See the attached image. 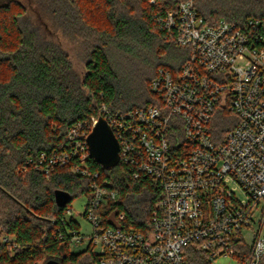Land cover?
<instances>
[{"label": "trees", "instance_id": "trees-1", "mask_svg": "<svg viewBox=\"0 0 264 264\" xmlns=\"http://www.w3.org/2000/svg\"><path fill=\"white\" fill-rule=\"evenodd\" d=\"M33 4H0V233L8 234L15 245L2 250L0 264H45L49 259L91 264L88 248L71 251L67 229H76L78 222L64 218L74 197L89 198L90 179L72 173L68 165L55 166L48 174L35 165L71 148L68 132L78 123L88 133L90 124L84 122L100 118L102 105L125 113L155 104L149 83L159 68L179 72L189 50L161 26L165 11L176 8L175 0ZM194 5L208 25L224 19L251 36L264 37V0H194ZM40 22L48 25L47 31ZM48 32L76 46L82 74L60 39ZM234 121L227 108H218L209 123L212 138H221ZM89 163L100 172L99 179L118 192L110 210L125 212L124 224L147 226L151 205L158 199L155 182L146 176L133 178L119 160L110 167ZM55 190L69 193L64 207L56 204ZM184 250L185 264H210L213 259L196 243ZM248 252L242 246L237 251Z\"/></svg>", "mask_w": 264, "mask_h": 264}, {"label": "built area", "instance_id": "built-area-1", "mask_svg": "<svg viewBox=\"0 0 264 264\" xmlns=\"http://www.w3.org/2000/svg\"><path fill=\"white\" fill-rule=\"evenodd\" d=\"M176 8L161 17V26L187 47L188 60L172 73L159 68L149 83L155 104L125 113L101 107L119 144L118 160L131 176L155 182L158 199L148 225L124 224L126 213H113L118 192L92 169L86 142L98 120L91 116L68 133L71 148L54 152L35 165L44 174L68 165L90 179V196L82 215L88 234L67 229L70 247L87 243L91 264H185L188 244L209 256H230L236 264H262L264 258V37L251 36L224 19L208 25L194 0H175ZM151 3L154 0H150ZM257 26L258 22L249 21ZM218 108L236 122L212 138L209 123ZM32 160L29 159L28 162ZM71 208L65 214L69 221ZM73 218V217H72ZM245 229L252 230L247 244ZM0 233V253L15 246ZM248 255L238 254V248Z\"/></svg>", "mask_w": 264, "mask_h": 264}, {"label": "water", "instance_id": "water-1", "mask_svg": "<svg viewBox=\"0 0 264 264\" xmlns=\"http://www.w3.org/2000/svg\"><path fill=\"white\" fill-rule=\"evenodd\" d=\"M86 142L90 156L103 167H110L118 162V141L103 118H98L93 125ZM54 199L58 206L64 207L70 201V195L65 191L55 190ZM45 264H60V262L49 259Z\"/></svg>", "mask_w": 264, "mask_h": 264}, {"label": "rangeland", "instance_id": "rangeland-1", "mask_svg": "<svg viewBox=\"0 0 264 264\" xmlns=\"http://www.w3.org/2000/svg\"><path fill=\"white\" fill-rule=\"evenodd\" d=\"M6 1L7 0H0V4L5 3ZM19 1L23 4L31 3V5H34L33 2L35 0H19ZM40 25H41V27L43 26L42 30L47 31V29H46V27L48 28L47 24L40 22ZM48 33L50 36L57 37L58 39H60L59 42L64 46V48H66L68 50L75 68L82 74L83 73V62L79 60V58L77 57V55L75 53L76 52V46L73 45L70 41L66 40L67 39L66 37L58 34L57 32H55V33H57V36L52 35V33H50V32H48ZM86 199L87 198L85 197V195H78V196L74 197L69 203V208H71L70 214L74 218V220H76L79 223L80 232L82 234H88L90 232V229H91L89 223L87 222V220L82 215ZM140 206L145 207L146 205L143 203ZM243 235H244V238L246 240V243L248 244L250 242V239H251L252 230L245 229L243 231ZM86 247H87V243L84 241L83 243L72 246L71 251L72 252H80V251L85 250ZM210 264H236V261L233 258H231L230 256H219V257L213 258L210 261Z\"/></svg>", "mask_w": 264, "mask_h": 264}]
</instances>
